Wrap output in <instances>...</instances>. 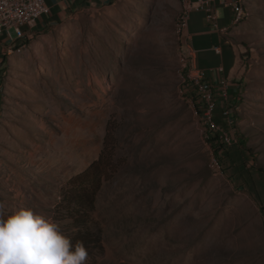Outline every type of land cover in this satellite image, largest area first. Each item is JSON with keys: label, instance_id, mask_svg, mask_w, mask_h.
Returning a JSON list of instances; mask_svg holds the SVG:
<instances>
[{"label": "rangeland", "instance_id": "1", "mask_svg": "<svg viewBox=\"0 0 264 264\" xmlns=\"http://www.w3.org/2000/svg\"><path fill=\"white\" fill-rule=\"evenodd\" d=\"M181 0L69 13L0 55V200L50 216L72 177L92 198L86 264H264V0L226 31L235 124L214 155L184 95ZM243 134L246 148L240 144ZM112 147V149H110ZM247 149H250V154ZM254 156V157H253ZM99 175L96 184L94 175ZM93 190V191H92ZM84 196V195H83Z\"/></svg>", "mask_w": 264, "mask_h": 264}, {"label": "built area", "instance_id": "2", "mask_svg": "<svg viewBox=\"0 0 264 264\" xmlns=\"http://www.w3.org/2000/svg\"><path fill=\"white\" fill-rule=\"evenodd\" d=\"M215 0H181V9L177 18V28L183 31L193 10H202L210 27L218 29V13L214 5ZM232 7L235 12V22L243 15V0H234ZM49 11L46 0H0V38L10 43V49L19 51L27 39V28ZM188 67L184 75V95L192 104L205 126V137L217 136L225 147L231 143L232 137L217 123V109L219 115L229 127L235 124V117L231 112V92L228 81L221 80L214 83L206 73L195 64V50L186 45ZM222 68H219L221 70ZM224 150V149H223Z\"/></svg>", "mask_w": 264, "mask_h": 264}, {"label": "crops", "instance_id": "3", "mask_svg": "<svg viewBox=\"0 0 264 264\" xmlns=\"http://www.w3.org/2000/svg\"><path fill=\"white\" fill-rule=\"evenodd\" d=\"M118 0H46L49 11L38 19L32 27L27 28L25 43L37 31L53 24L69 13L83 9H100L114 5ZM234 0H215L218 13V29L209 26L204 11L193 10L183 30L186 45L195 50L194 64L204 71L209 80L218 83L223 79L228 81L230 92L235 84L230 76H234V45L226 38V31L235 25V12L232 7ZM9 42L0 38V55L12 52ZM2 59V58H1ZM0 59V62H1ZM0 66H5V63ZM219 68H222L219 70Z\"/></svg>", "mask_w": 264, "mask_h": 264}, {"label": "clouds", "instance_id": "4", "mask_svg": "<svg viewBox=\"0 0 264 264\" xmlns=\"http://www.w3.org/2000/svg\"><path fill=\"white\" fill-rule=\"evenodd\" d=\"M88 256L84 243L73 245L52 217L0 200V264H86Z\"/></svg>", "mask_w": 264, "mask_h": 264}, {"label": "trees", "instance_id": "5", "mask_svg": "<svg viewBox=\"0 0 264 264\" xmlns=\"http://www.w3.org/2000/svg\"><path fill=\"white\" fill-rule=\"evenodd\" d=\"M244 16H245V10H243L242 17ZM109 136H110V131H108V128H107V132L104 137L103 152L100 154L99 158L93 162L91 166L98 165L105 158L104 156L109 158V155L107 156L106 154H104V151L109 145V142H108ZM239 136L241 137L240 139L241 146L243 148H246L247 146H246V140H245L244 135L239 133ZM206 140L210 144L214 155L218 156L220 152L224 149V146L222 145L221 142H219L217 136L209 137ZM110 149H112V147H110ZM247 151L250 154L252 153L250 149H247ZM91 166L89 168H92ZM88 169L84 171L83 173L76 175L70 179L68 187L64 189L63 191L64 196H63V199L61 200V203H60L61 205L59 206L58 209H59V213L61 214H64V215L69 214V218L71 219V222H69V224L73 225L75 228L73 232L67 234L72 239L73 245H75L77 241H82L84 245H88L90 243V244H95L99 246L101 244V239H100L101 237H100L99 232L90 231L88 229V226L92 220L91 211L93 209V200L92 198L88 201H85L83 199L85 198V196L89 197L92 194H94L93 192H95V188L93 189L94 191L92 190L93 192H90L81 187L80 190L82 189L83 193H80L79 195H77L78 193L76 194L75 183L78 180L82 179L88 173ZM258 170L264 173V168H258ZM94 180L96 184H99L100 183L99 175L96 176L95 174Z\"/></svg>", "mask_w": 264, "mask_h": 264}]
</instances>
